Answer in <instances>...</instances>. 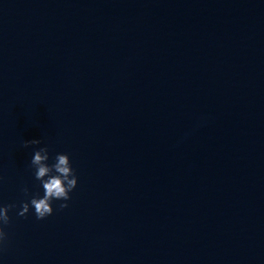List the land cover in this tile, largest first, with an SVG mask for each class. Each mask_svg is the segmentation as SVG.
<instances>
[{"label": "water", "instance_id": "95a60500", "mask_svg": "<svg viewBox=\"0 0 264 264\" xmlns=\"http://www.w3.org/2000/svg\"><path fill=\"white\" fill-rule=\"evenodd\" d=\"M44 146L77 188L20 217ZM8 204L0 264H264V0H0Z\"/></svg>", "mask_w": 264, "mask_h": 264}, {"label": "clouds", "instance_id": "9594fccd", "mask_svg": "<svg viewBox=\"0 0 264 264\" xmlns=\"http://www.w3.org/2000/svg\"><path fill=\"white\" fill-rule=\"evenodd\" d=\"M40 139L24 141L23 146L40 145ZM49 149L47 146L34 150L30 161V166L34 169V178L40 182L43 188V195L31 196L30 200L22 201L17 215L27 217L30 209H34L37 220H44L53 215V201H64L58 205V210L69 207L67 201L71 200V195L78 185V177L72 167L70 156L66 153H57L54 162L49 164ZM25 196L29 195L27 187L22 190ZM15 204L0 206V251L6 247L8 233L5 227L11 222L9 211L16 208Z\"/></svg>", "mask_w": 264, "mask_h": 264}]
</instances>
